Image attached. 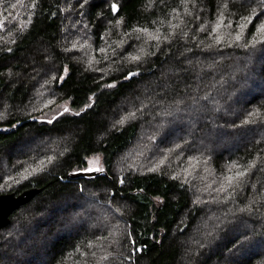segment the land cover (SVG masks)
Returning a JSON list of instances; mask_svg holds the SVG:
<instances>
[{
	"label": "trees",
	"instance_id": "1",
	"mask_svg": "<svg viewBox=\"0 0 264 264\" xmlns=\"http://www.w3.org/2000/svg\"><path fill=\"white\" fill-rule=\"evenodd\" d=\"M261 23L264 0H0V195L40 190L0 264H264Z\"/></svg>",
	"mask_w": 264,
	"mask_h": 264
},
{
	"label": "water",
	"instance_id": "2",
	"mask_svg": "<svg viewBox=\"0 0 264 264\" xmlns=\"http://www.w3.org/2000/svg\"><path fill=\"white\" fill-rule=\"evenodd\" d=\"M94 174L78 172L74 177H90ZM40 190L37 188L27 189L19 194L7 193L0 195V229L5 228L10 223V218L13 213L19 210L22 206L31 202Z\"/></svg>",
	"mask_w": 264,
	"mask_h": 264
},
{
	"label": "snow or ice",
	"instance_id": "3",
	"mask_svg": "<svg viewBox=\"0 0 264 264\" xmlns=\"http://www.w3.org/2000/svg\"><path fill=\"white\" fill-rule=\"evenodd\" d=\"M185 2H188V0H182V3H185ZM192 2L194 3V0H192ZM112 7H113V11H115V10H116V5L113 4ZM255 15H256V11H255V9H252L251 16H255ZM218 19L221 21V23H218V24L216 25L217 28H219V27L222 26V22H223V14H220V16H219ZM242 19H245L246 21L251 22V17H243ZM239 27L243 28L244 25H239ZM257 30H258L259 32H261V34H264V23L259 24ZM134 31H136L137 33L142 34V33H147V32H148V29H146V28H138V29H135ZM139 38H140V37H139V35H138V36H137V39H139ZM241 38H242L241 35H237V36H236V40H237V41H239ZM155 39H156V41H157V46H158V44L160 43V38H159V36L155 37ZM165 39H168V37H165ZM99 51L102 52V53H104L106 50H105L104 48H101V49H99ZM141 51H143V49H141ZM134 59L139 60L140 57L137 56V57H134ZM132 75H135V73H129V78H130ZM65 111H67V109H65ZM130 115H134V113H133V114H130ZM121 122H122V121H121ZM96 171H101V169H96ZM229 171H231V170H229ZM245 175H246V172H243V171H242V172H238V173H236L235 176L229 175V176H227L225 179L228 181L229 186H231L233 180H235L237 177H244ZM121 182H122V181H121ZM221 190H224V189H223V186H222Z\"/></svg>",
	"mask_w": 264,
	"mask_h": 264
},
{
	"label": "rangeland",
	"instance_id": "4",
	"mask_svg": "<svg viewBox=\"0 0 264 264\" xmlns=\"http://www.w3.org/2000/svg\"><path fill=\"white\" fill-rule=\"evenodd\" d=\"M48 117H49V115H48ZM96 169L102 170L101 162L98 158L91 159L89 161L88 168L83 170V171H80V172L89 173V174H97L99 171H96Z\"/></svg>",
	"mask_w": 264,
	"mask_h": 264
}]
</instances>
